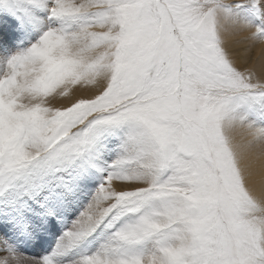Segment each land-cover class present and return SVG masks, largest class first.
<instances>
[{
    "label": "snow or ice",
    "instance_id": "6c2138e0",
    "mask_svg": "<svg viewBox=\"0 0 264 264\" xmlns=\"http://www.w3.org/2000/svg\"><path fill=\"white\" fill-rule=\"evenodd\" d=\"M228 26L264 0H0V264H264Z\"/></svg>",
    "mask_w": 264,
    "mask_h": 264
},
{
    "label": "bare ground",
    "instance_id": "6f19581e",
    "mask_svg": "<svg viewBox=\"0 0 264 264\" xmlns=\"http://www.w3.org/2000/svg\"><path fill=\"white\" fill-rule=\"evenodd\" d=\"M231 30V29H230ZM250 30H224L222 33L225 46L236 54L241 67L253 70L257 77L264 74V38H253ZM234 136L239 145L245 163L252 157L254 162L250 166L249 186L264 205L261 193H264V141L250 145L252 137L244 129L234 130Z\"/></svg>",
    "mask_w": 264,
    "mask_h": 264
},
{
    "label": "rangeland",
    "instance_id": "374dc122",
    "mask_svg": "<svg viewBox=\"0 0 264 264\" xmlns=\"http://www.w3.org/2000/svg\"><path fill=\"white\" fill-rule=\"evenodd\" d=\"M235 29L236 28H234L232 26H228L225 30H227V31H234ZM244 30H250V31H252V29H244ZM222 38H223V36H222ZM79 90L80 91H84L83 87H81ZM59 100L60 101H63L64 98H59ZM36 251H37L36 249H29L26 252H23V257H24V260H25L26 264H28V262L32 261L35 258V252ZM3 255H5V253L0 252V256H3Z\"/></svg>",
    "mask_w": 264,
    "mask_h": 264
}]
</instances>
